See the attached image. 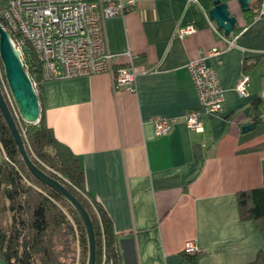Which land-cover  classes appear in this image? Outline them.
Returning <instances> with one entry per match:
<instances>
[{
	"label": "crops",
	"instance_id": "obj_1",
	"mask_svg": "<svg viewBox=\"0 0 264 264\" xmlns=\"http://www.w3.org/2000/svg\"><path fill=\"white\" fill-rule=\"evenodd\" d=\"M122 1L127 11L105 21V41L119 65L126 52L134 55L135 92L113 89L107 74L44 81L36 93L45 121L77 156L86 192L110 218L121 264H251L264 254V225L241 219L237 193L264 180V148L248 151L264 144V18L251 17L257 3L243 13L237 0H221L236 18L226 39L208 14L217 0ZM190 24L195 33L176 37ZM211 50L219 54L206 63L225 101L193 131L185 114L202 106L186 64ZM241 74L250 79L245 97L234 91ZM155 116L175 120L166 135H155ZM186 241L201 253L185 256Z\"/></svg>",
	"mask_w": 264,
	"mask_h": 264
},
{
	"label": "trees",
	"instance_id": "obj_2",
	"mask_svg": "<svg viewBox=\"0 0 264 264\" xmlns=\"http://www.w3.org/2000/svg\"><path fill=\"white\" fill-rule=\"evenodd\" d=\"M256 5L252 19L259 3ZM0 26L9 33L14 44H21L22 62L37 92L44 82L40 63L8 16L6 0H0ZM2 81L7 85L0 62V91L29 159L40 171L59 182L89 216L94 234V264H121L111 220L86 192L84 171L77 156L57 140L41 110L35 124L24 122L20 116L16 118L3 92ZM259 105L260 100L253 103L254 112ZM258 119L256 117L255 122ZM262 148L264 144L248 151ZM237 205L241 219L263 226L264 180L260 187L238 192ZM87 255L85 230L75 210L29 172L0 113V259L4 264H85ZM251 264H264V254L259 253Z\"/></svg>",
	"mask_w": 264,
	"mask_h": 264
},
{
	"label": "built area",
	"instance_id": "obj_3",
	"mask_svg": "<svg viewBox=\"0 0 264 264\" xmlns=\"http://www.w3.org/2000/svg\"><path fill=\"white\" fill-rule=\"evenodd\" d=\"M187 4L195 0H186ZM7 12L23 41L27 42L40 63L44 81L65 80L107 74L113 89L135 92L137 72L133 67L134 55L126 52V65L117 64L118 56L109 51L105 41V21L127 11L122 0H6ZM133 4V1H129ZM264 18V0H260L253 20ZM190 24L175 30L179 39L195 33ZM223 41L225 39L221 37ZM13 42V41H12ZM14 44V43H13ZM21 53V44H14ZM231 43H228V47ZM211 50L206 56L190 60L187 72L202 110L193 109L185 114L189 130L200 131L204 117L221 112L225 90L217 72L206 63V58L218 55ZM247 64L254 61H247ZM249 77L241 74L234 91L239 97L247 95ZM175 120L155 116L152 120L156 136L166 135ZM182 253L195 257L201 249L186 241Z\"/></svg>",
	"mask_w": 264,
	"mask_h": 264
},
{
	"label": "water",
	"instance_id": "obj_4",
	"mask_svg": "<svg viewBox=\"0 0 264 264\" xmlns=\"http://www.w3.org/2000/svg\"><path fill=\"white\" fill-rule=\"evenodd\" d=\"M240 10L247 13L251 10V3H259L260 0H237ZM209 18L216 29L221 31L224 38H229L236 25V18L231 15L228 4L217 0L209 11ZM0 62L4 72V78L21 119L28 124H35L39 120L40 107L34 86L25 71L21 53L15 49L9 33L0 26ZM0 113L9 129L17 146L18 152L29 172L41 183L55 191L66 200L78 215L85 230L88 255L86 264H94V234L89 216L80 203L56 180L40 171L29 159L25 152L22 139L15 126L14 120L7 107L5 99L0 91ZM255 127L254 123L244 125L240 131L245 133Z\"/></svg>",
	"mask_w": 264,
	"mask_h": 264
},
{
	"label": "rangeland",
	"instance_id": "obj_5",
	"mask_svg": "<svg viewBox=\"0 0 264 264\" xmlns=\"http://www.w3.org/2000/svg\"><path fill=\"white\" fill-rule=\"evenodd\" d=\"M2 84H3V92H4L5 96H6V99H7L8 103H9V106H10L13 114L16 116V118H18L20 115H19V113L17 111V108H16V106H15L13 100H12V97H11V94L9 92V89H8L7 85L4 84L3 81H2ZM0 264H4V262L1 259H0ZM77 264H81V263L78 262Z\"/></svg>",
	"mask_w": 264,
	"mask_h": 264
}]
</instances>
